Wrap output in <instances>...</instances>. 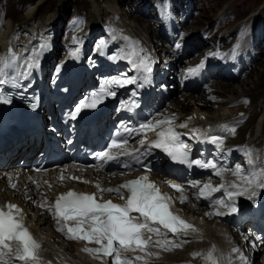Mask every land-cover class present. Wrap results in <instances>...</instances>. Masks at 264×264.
<instances>
[{"label":"snow or ice","instance_id":"snow-or-ice-1","mask_svg":"<svg viewBox=\"0 0 264 264\" xmlns=\"http://www.w3.org/2000/svg\"><path fill=\"white\" fill-rule=\"evenodd\" d=\"M104 43L105 41L101 39L100 46H103ZM47 47L49 45L40 42L39 50L34 49L33 53H30L24 59L20 65L23 71L18 74L19 82L15 76L10 78L13 88L23 91L31 87V79L34 72L39 69L40 57ZM175 48L179 49L181 45L177 43ZM73 55L75 56V53ZM107 58L113 62L116 61V56L113 54H107ZM121 59H126V57H121ZM148 61V57L142 58L139 64L129 60L132 68L143 74V80H147L148 75L153 71V67ZM199 71L198 68H192L188 70V74L192 75ZM0 72H2V69H0ZM138 79L140 78L137 75L129 77L126 72L111 78H104L103 83L100 85V91L94 95L92 102L88 104L81 103L76 106L73 113L69 114L70 118L75 120L82 109H95L105 96L115 98L117 93L109 91L111 85H116L121 89L137 85L135 89L130 90V95L138 99L140 90L145 87L143 83H138ZM24 81L28 83H24ZM4 83V80L0 78V86ZM6 91L0 90V105H10L12 103L13 98L7 95ZM120 105L128 111H132L125 101H120ZM134 106L139 107L140 105L136 103ZM171 123V120H160L153 125L149 121L140 123L138 128L125 129L131 135L133 132H146L152 128L168 125L166 129L158 132L157 139L148 143L146 147H144L145 141L141 140L140 144L143 151L137 149L135 153L127 151L125 145L129 143V138L120 139L118 129L117 134L111 139L109 151L96 153L94 158L111 162L117 160L119 156H132L134 164L150 170L153 160H150L149 157H154V150H159L166 154L172 162L186 165L189 168L198 166L202 170L212 169L215 170L217 176L225 170L222 165L218 167L216 160L211 158L207 161L201 158L190 159L189 144L181 139V134L173 129ZM185 126L181 125V127ZM231 132L232 134L235 133L234 126L231 128ZM210 142L215 146V149H219L223 143V137L213 136ZM111 149H116L117 153L113 155ZM248 164L251 169V161H248ZM122 166L127 167L129 170L133 169L132 164ZM234 168L233 174L240 176L242 181L240 184H232L230 188H225L223 184L220 188H213L210 184H204L200 189L198 199L210 200L214 193L224 189L226 199L217 198L214 202L210 200V205L214 203L221 208H227V214H238L240 209L237 197H246L249 201L255 203L259 190L264 189V169L259 172L250 170L247 174L241 175L244 167L237 164L234 165ZM196 183L193 182L192 186L195 187ZM170 186L177 192H181V202H184L186 197L183 195L181 185L173 183ZM97 187L99 188V185ZM100 191L101 193H115L124 203L117 204L112 200H104L102 196L98 199L96 194L78 193L70 190L59 195L54 205L47 208L56 221L57 230L63 233L67 239L96 245L95 248L86 247L84 249V251L96 257L114 256L113 264H131L128 258H121L123 253L129 250L136 251L137 249L146 251L152 246L165 247L170 242L167 238L168 233L172 234L171 239L174 241L181 236H187L189 231H196L193 225L171 211V197L162 193L156 184L149 180L148 175L130 180L118 188L100 189ZM6 207L7 210L0 208V264H43L41 256L44 249L25 226L22 209L11 203L7 204ZM133 213L138 215H133ZM213 214L223 216L226 213L216 211ZM146 233L155 234L157 237H165V239L153 240L152 236L146 235ZM233 251L239 252L238 249ZM149 255H152V253H149ZM240 258L246 260L242 255ZM134 259L142 261V257L139 256ZM209 259H211V254H209ZM143 264H147V262L144 261ZM213 264H217V262L213 261Z\"/></svg>","mask_w":264,"mask_h":264},{"label":"bare ground","instance_id":"bare-ground-1","mask_svg":"<svg viewBox=\"0 0 264 264\" xmlns=\"http://www.w3.org/2000/svg\"><path fill=\"white\" fill-rule=\"evenodd\" d=\"M127 1L128 0H8V17L6 18L4 30L7 33V31L9 32L11 29H14L18 23L26 24L40 13H45V21L50 25H54L58 23L59 20L69 15L70 6L74 5L73 7L75 10L73 13H87L88 9L90 10L89 13H87V18L92 26L98 23L103 17L110 16L117 11L124 15V23L133 29L135 33H140L144 37L154 38L152 28L148 22H141L139 18L131 20L128 18V15L122 11V4L127 6ZM132 1L131 3H133ZM214 1L216 0H210V2ZM29 2H33V4L26 9L24 15H20L15 9L16 5ZM130 6H132V4H130ZM204 10L206 11L205 7ZM257 15L260 17V14H256L251 16V19L257 17ZM207 16L208 14L203 12L200 18ZM205 24V20H201L199 30L203 29ZM5 32H3V35L0 37V46H3L5 55L2 62L3 64L0 61V69H2L0 74L2 75L7 71L6 60L10 57H15L17 60L15 77L19 82L18 74L23 71L20 65L25 59L24 56L33 53L34 49L38 51L41 40L37 38L32 45L28 46L31 50L22 56L20 48L21 45H24L26 42L23 41L18 44L16 41L8 40V37L3 40L6 34ZM97 35L98 34L88 35V38L92 37L94 41H96ZM53 41L54 40H52L51 43H53ZM94 41H91V46H93ZM66 61V58L63 59L64 63ZM34 73L39 74V71L37 70ZM52 76H58L61 78V81H64L62 72L47 71L46 78L50 79ZM248 79L249 78L241 82V86L246 85L249 82ZM24 83H27V81H24ZM36 85L37 82L35 81L33 86ZM212 88L214 89L212 95L190 94L185 92L182 95L183 102H175L180 100V98L173 99L170 104L171 107L165 110H168L170 114L177 118V122H190L196 127L222 122L233 116L236 112L246 111L250 114L249 119L240 127L235 128V133L232 134L233 138L231 141L238 144L249 140L255 144H261L264 141V106L259 118L255 122L251 136L248 139H246V131L254 124L252 122L249 123V121L253 118L251 113L254 114L259 108L258 103H260L259 98H261L259 92L260 89L264 88V74L262 75L259 73L258 82L255 83L253 89L248 90L254 97V101L247 108L242 106L235 109L228 107L234 100L247 96L240 94L239 90H237L234 85L215 82ZM30 90L31 87L23 91L14 88L17 96ZM246 92L245 89L244 93ZM247 97H249V94ZM190 106H192V108H190ZM248 124L249 126H247ZM25 147L18 149V156L24 153ZM30 147L31 146H28V149ZM14 163L15 160L10 161L8 171L0 167V207L7 210V204L11 203L22 209L26 227L34 238L44 247L45 255L42 259L43 264H106L103 261L94 262L90 256L82 251V243L76 240L66 239L64 234L57 230L56 221L47 208L54 204L56 198L60 194L68 192L71 189L84 191L86 193H94L98 197L102 196L104 200L114 199L124 202L115 193H101L100 189L118 188L120 185L130 181V179L139 178L142 175H149V179L156 181L157 185L171 197L173 209L196 226V231L191 233V236L195 238L194 241L181 243L177 247L171 246L169 251L161 250L160 253L163 254L159 257L152 256V259L158 258L159 260L176 264H207L206 261L209 258V254H211V257H214L218 253L224 257L226 264H264L263 249L253 254V262L251 263V255L248 251L246 252L247 242L240 238L236 230L210 220L207 212L201 207H194L186 200L181 202V196L167 191L165 179L155 173L150 172L149 174H145L143 172H135L124 178H118L92 170L79 173L70 167H63V176L65 178L63 181L60 180V169H56L48 173L37 174L36 185L28 184L26 182V175H22L20 177L21 185L15 189H11L8 179L11 175L17 174L19 171L18 169H14ZM71 177L73 180H71ZM76 177L80 182H76ZM97 185H99V188ZM41 205L44 206L42 207ZM166 246H168V244ZM155 248L159 249L156 246ZM234 249H238L239 252H234ZM171 251L174 252L169 254ZM241 255L245 257L246 260H242L240 258Z\"/></svg>","mask_w":264,"mask_h":264},{"label":"rangeland","instance_id":"rangeland-1","mask_svg":"<svg viewBox=\"0 0 264 264\" xmlns=\"http://www.w3.org/2000/svg\"><path fill=\"white\" fill-rule=\"evenodd\" d=\"M132 1V0H130ZM2 2V0H0V3ZM5 2H7V0H5ZM131 3V2H130ZM23 5L20 4V6H16V10H20V9H24V6L22 8ZM74 6V5H73ZM130 7V4H129ZM206 13L208 14L207 16V21L206 22H210L212 20H214L217 16V14L219 12H223L226 10L227 12V19H232V17H236V21L232 24L229 25L231 28V26H234L237 22L240 23L243 20H245L246 18H249L253 15L256 14H260L259 16L264 18V0H216L214 2H211L209 5L205 6ZM70 13L73 10V7L70 6L69 8ZM89 9L88 12L89 13ZM25 11L20 12V15H24ZM123 12L125 14L128 15V18H130L131 20H135L137 18L141 19L140 17H138L135 14H128L126 12V10H123ZM258 16V15H257ZM143 22V21H141ZM146 23V22H145ZM199 55L197 56L198 59ZM196 59H194L195 61ZM264 57L262 59V61L258 64V66L252 71L251 75L249 76V82L246 85L241 86V83L238 84H232L234 85V87L237 88V90H239V93L242 95H247L249 94L250 98L254 101V97L248 92V90H251L254 88L255 83L258 82L259 80V73H261L262 75L264 74ZM246 89V93H244V90ZM260 95L264 96V88L260 89ZM188 97V96H187ZM183 98H180V100L175 101V102H183L182 101ZM258 102V101H256ZM191 105V103H190ZM259 108L255 111V114L253 116V118L249 121L254 123L253 125H251L250 129H248V131H246V138H249V136L252 133V130L254 128L255 122L256 120L259 118V115L261 113L262 107L264 106V99L260 100V103H258ZM190 108H192V106H190ZM191 111V110H190ZM249 126V124L247 125Z\"/></svg>","mask_w":264,"mask_h":264}]
</instances>
